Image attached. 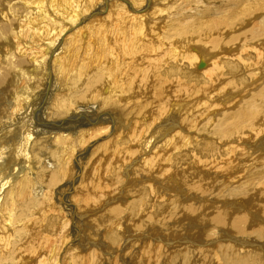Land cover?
Here are the masks:
<instances>
[{"label":"bare ground","instance_id":"6f19581e","mask_svg":"<svg viewBox=\"0 0 264 264\" xmlns=\"http://www.w3.org/2000/svg\"><path fill=\"white\" fill-rule=\"evenodd\" d=\"M150 256L264 264V0H0V264Z\"/></svg>","mask_w":264,"mask_h":264},{"label":"rangeland","instance_id":"374dc122","mask_svg":"<svg viewBox=\"0 0 264 264\" xmlns=\"http://www.w3.org/2000/svg\"><path fill=\"white\" fill-rule=\"evenodd\" d=\"M192 45H195L194 43H192ZM197 75V74H196ZM156 82H154V81H152L150 84L152 85V84H155ZM169 84H171L172 85V83L170 82H166V83H160L159 84V87L160 86H162V87H164V86H167V85H169ZM186 91H190V85L189 86H186V87H183ZM168 89L170 90V94H177L178 95V99H179V101H182V100H184V99H186V97H183V96H181V94L183 93L182 91H174V89L172 88V86H168ZM142 95H147L148 97H144V98H148V101H150L149 103L150 104H147V106H146V108H145V110L143 111V113H142V115H140V116H137L138 114H137V111H136V109H133L134 108V106H133V103L131 102V105H129V107L128 106H126L127 105V103L128 102H126L125 103V107L123 108V110L122 111H120L119 113L120 114H122V115H127L130 111H133V115H131V118H132V120L133 121H135L136 119L135 118H140V120H138V122L136 123V127H137V129H138V131H140V129L138 128V123L139 124H141V122H142V120L144 119V117H146L147 119H152L153 121H154V124H155V119L157 118V119H160L161 118V116L163 117V116H165V114H166V111L165 112H163V114L162 115H159V113H158V111H157V107H158V103H159V95H156V91L154 90V88L152 87V88H150V90H149V93L148 94H146V93H143ZM141 97V95H139L137 98H140ZM102 96H98V98H97V104H99L100 106H102L103 105V103H102ZM132 106V107H131ZM152 106V107H151ZM196 108H197V106H196ZM135 110V111H134ZM127 111V112H126ZM169 112V111H168ZM167 112V113H168ZM126 113V114H125ZM137 115H136V114ZM153 116V117H152ZM155 117V118H154ZM139 136H140V134H139ZM112 155V154H111ZM111 155H109V153H106V152H103V151H99V152H95V154H94V156H93V160H92V162H90V165L88 166V171L87 172H84L83 174L85 175V178H84V180H83V184H85L88 188H92V187H94V185H93V183H95V182H98V181H103L105 178H106V170H107V168L111 165V163H112V165L115 163H117L118 162V159H119V157H117V156H115V157H113L112 158V156ZM95 157H97V160H95L94 158ZM112 159V160H111ZM111 161H113V162H111ZM157 179V182H160V181H165V182H169V178L167 179V178H164V179H161V178H159V177H157V178H153V180H156ZM167 179V180H166ZM176 178H174V179H172L171 181H173V184L174 185H177V186H179L180 185V183H177V181H174ZM178 179V178H177ZM176 179V180H177ZM179 182V181H178ZM177 183V184H176ZM172 184V185H173ZM179 184V185H178ZM171 185V186H172ZM171 186H168L169 188H171ZM251 202V201H250ZM249 202V203H250ZM251 206H252V202H251V204H250ZM248 206H249V204H248ZM182 213V215H178V217H180V218H183L185 221H188V222H185V224H186V227H185V229H186V233H185V237H188L189 239H195V237L197 238L199 235H202V234H200V230H201V228L199 227V225L198 224H196L195 222L197 221V217H196V215L195 214H188V215H186V216H184L185 214H184V212H181ZM253 213V212H252ZM187 214V213H186ZM197 214V213H196ZM253 215H254V213H253ZM194 216H195V218H194ZM191 217H193V218H191ZM256 217H258L259 218V215L258 214H256ZM196 220V221H195ZM175 221V220H174ZM177 222V224H183V221H181V220H178V221H175V223ZM182 222V223H181ZM146 225H144L143 227L145 228V230L146 229H148V230H150L151 228H152V226L153 227H155L152 223L150 224V222L148 223H145ZM150 225V226H149ZM188 225V226H187ZM191 225V226H190ZM197 225V226H196ZM146 226V227H145ZM148 226V227H147ZM193 228V229H192ZM194 230L195 232L194 233H192L193 231L192 230ZM199 229V230H198ZM190 231H192V232H190ZM189 232V233H188ZM194 234V235H197V236H194V235H192V234ZM196 233V234H195ZM154 235H155V237L154 238H150V237H148V238H146L142 243H146V244H150V240L152 239V240H156V241H158L157 240V236L158 237H161V239H164V236H163V233L161 232V233H154ZM160 235V236H159ZM170 235H173L172 233L170 234ZM192 235V236H191ZM70 238L72 239L73 238V233H71L70 234ZM128 239H130V238H128ZM199 240V239H198ZM129 253H133V254H136V250L135 249H131V250H127ZM126 251V252H127ZM140 252H142V251H140ZM140 252H138V253H140ZM113 255H115V254H113ZM119 259L121 260L122 259V255L120 254L119 256ZM123 259H124V256H123ZM157 261V258L156 257H154V256H150V263L152 264L153 262H156ZM111 264H114V260H112L111 261ZM213 264H217V261L216 260H214V263Z\"/></svg>","mask_w":264,"mask_h":264}]
</instances>
